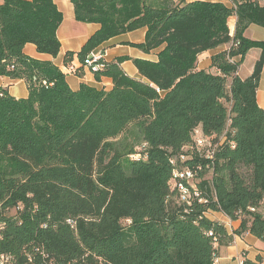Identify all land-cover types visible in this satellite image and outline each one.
I'll list each match as a JSON object with an SVG mask.
<instances>
[{"label": "trees", "instance_id": "16d2710c", "mask_svg": "<svg viewBox=\"0 0 264 264\" xmlns=\"http://www.w3.org/2000/svg\"><path fill=\"white\" fill-rule=\"evenodd\" d=\"M232 1L71 0L76 21L100 29L67 53L64 70L24 52L59 55L54 0H0V77L29 90L25 99L0 91V264H214L237 237L264 242V42L245 37L264 28V6ZM140 28L145 41L133 47L157 52L156 62L103 61L94 74L111 90L71 89L69 66L82 76L96 49ZM226 45L213 72L198 68ZM252 49L262 53L242 79ZM129 60L142 79L123 70ZM199 129L217 145L211 158L196 147ZM177 168L194 173L199 196L190 188L189 202L174 187ZM211 212L240 226L230 233Z\"/></svg>", "mask_w": 264, "mask_h": 264}, {"label": "crops", "instance_id": "0c3cea01", "mask_svg": "<svg viewBox=\"0 0 264 264\" xmlns=\"http://www.w3.org/2000/svg\"><path fill=\"white\" fill-rule=\"evenodd\" d=\"M28 1V0H27ZM176 2L185 1L186 3L193 1H208L223 3L229 8L234 7L232 0H175ZM260 4L264 6V0H259ZM58 9L62 12L64 21L59 30V39L61 43L60 53L56 58L47 54H41L33 44H27L24 52L31 58L41 61H51L61 69L64 67V60L68 52H79L84 47L89 38L94 35L99 29L98 24H85L76 21V14L74 5L71 0H54ZM237 16H233L229 20V28L231 35L235 34ZM146 29H141L126 33L113 38L104 43L93 53L101 54L105 62H112L120 57H129L131 59H146L150 61H157V52L152 54H144L140 49L133 47V44H141L145 41ZM245 37L264 42V28L251 25L245 32ZM230 46H222L216 50L206 52L200 56L198 68L207 72H213L212 57L227 51ZM262 51L260 49H252L246 55V58L239 68V76L242 79L249 78L253 71L255 64L259 60ZM76 65L77 61L74 62ZM78 67V66H76ZM123 70L132 78L142 79L138 69L131 60L122 64ZM82 76L78 74L68 73L66 80L72 90L78 91L82 84L88 86L105 89L109 91L113 87V82L108 77H102L101 81L96 80L95 74L88 68L84 67L81 70ZM4 90L8 95L16 99H25L29 95L28 85L24 80H12L9 77H0V91ZM257 101L261 108L264 109V70L257 92ZM201 132V129L198 130ZM207 217L214 221L223 223L229 232H233L240 226V221H232L221 213H208ZM219 264H238L241 260H247L251 264H264V242L252 235H246L243 238L237 237L234 245L226 247L219 252Z\"/></svg>", "mask_w": 264, "mask_h": 264}, {"label": "built area", "instance_id": "2783aa9c", "mask_svg": "<svg viewBox=\"0 0 264 264\" xmlns=\"http://www.w3.org/2000/svg\"><path fill=\"white\" fill-rule=\"evenodd\" d=\"M104 61V57L101 54L92 53L85 60L84 67H88L93 73L103 69L102 62ZM77 67L75 65H71L68 67V73L77 74ZM194 140L196 147L199 152L206 151V155L208 158H211L217 148L213 144V138L205 137L198 130L194 133ZM185 156H181V161H184ZM177 163L175 160H172L171 163ZM174 187L179 190L181 200L184 202H189L192 197V192L190 190H194V194L199 196L196 185L194 184V173L190 170H181L178 168V175H173ZM214 264H219V259L215 258ZM238 264H248L244 260H241Z\"/></svg>", "mask_w": 264, "mask_h": 264}, {"label": "bare ground", "instance_id": "6f19581e", "mask_svg": "<svg viewBox=\"0 0 264 264\" xmlns=\"http://www.w3.org/2000/svg\"><path fill=\"white\" fill-rule=\"evenodd\" d=\"M172 164H175L174 162ZM173 175H178V168L174 170Z\"/></svg>", "mask_w": 264, "mask_h": 264}]
</instances>
